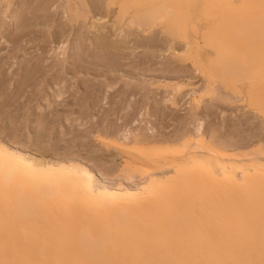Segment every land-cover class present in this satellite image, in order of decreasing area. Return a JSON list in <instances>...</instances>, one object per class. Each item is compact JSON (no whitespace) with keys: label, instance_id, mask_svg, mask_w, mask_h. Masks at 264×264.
<instances>
[{"label":"bare ground","instance_id":"bare-ground-1","mask_svg":"<svg viewBox=\"0 0 264 264\" xmlns=\"http://www.w3.org/2000/svg\"><path fill=\"white\" fill-rule=\"evenodd\" d=\"M164 1L169 15L176 17L183 11L182 23L169 24L163 31L164 38L148 36L144 40L142 37L144 41L136 39V32L122 29L116 42L111 38L116 32L105 27L106 18L113 14L105 0H9L6 3L12 7L6 9L8 25L4 31L9 23L22 30L31 29L20 35L26 37L24 44L42 36L36 29L39 26H51L48 38L43 41L54 46L64 30H72L79 43H72L74 47L67 61L85 63L88 58H83L90 55L87 51L107 52L106 56L113 55L114 59L110 56L112 60L107 61L112 63L108 68L114 72L120 68V73L129 80L141 76L144 81L153 77L165 83L155 87L149 109L145 108L144 114L151 119L145 132L137 129L142 123L140 118L132 117L134 120L130 122L129 117V124L125 120L120 126L121 118L126 117L122 115H131L134 110L130 106L134 97L127 102L130 105L119 108L122 113L121 117L116 116L118 125L96 131L90 141L78 147L73 144L71 148L65 142L68 149H64L62 142L50 139L51 151L57 155L55 159L11 148L0 141V264H264V153H259L261 157L243 153L239 144L218 138L221 123L216 125L213 119L206 123L203 118L209 113L204 108L209 99L207 93L190 94L196 119L184 123L182 131L176 127L168 134L160 133L165 126L157 122L166 119L172 110L180 109V100L191 85L188 82L170 86L178 79L190 81L191 74L183 68V63L189 61L196 70L218 63L223 42L219 40L220 34H228L229 38L221 39L231 41L237 57L247 56L248 65L243 63L244 59L236 62L238 75L243 74V68L255 69L260 64L257 55L261 53L259 50H264V0ZM123 11L119 8L117 14H124ZM155 12L154 6L139 15L147 20ZM74 15L82 20L75 24ZM84 39L88 41L86 47ZM130 49H142L152 56L165 53L167 58L156 60L155 64L148 62L150 67L139 58L142 53L135 55L133 62L128 55L129 61L125 51ZM220 63L225 76V63L221 60ZM109 71L105 73L112 72ZM204 77L208 82L211 80L209 72ZM63 84L64 80L62 87ZM169 87L171 94L165 96ZM253 89L251 84L247 87L246 110L264 116V96L259 97ZM56 91L51 93L55 99L63 93ZM208 93L214 95L212 90ZM240 95V91L236 93ZM128 98L129 95L125 99ZM213 101L219 104L221 98L215 96ZM98 106L92 112L91 107L90 112L97 115ZM40 114L37 120L40 125L33 132L46 121V113ZM67 120L70 130L81 121ZM255 138L251 133L244 143ZM184 139L186 142L177 146ZM168 152L171 157L157 164ZM104 153L122 158L123 167L142 166L143 173L142 167L138 169L144 174L145 184L135 188L125 186L121 180L108 184L102 174L112 167L113 161L103 159ZM83 159L108 163L90 166Z\"/></svg>","mask_w":264,"mask_h":264},{"label":"rangeland","instance_id":"rangeland-1","mask_svg":"<svg viewBox=\"0 0 264 264\" xmlns=\"http://www.w3.org/2000/svg\"><path fill=\"white\" fill-rule=\"evenodd\" d=\"M8 1L9 0H0V141L11 148L15 147L25 152L36 153L51 159H55L57 155L52 153V147L50 146L49 142L51 143L52 140L56 141L59 144H61L60 142H62L61 145L63 147L65 146V142H67L66 146L68 148H71L73 144L78 147L81 143L87 140L90 141V139H92V137L97 134L96 131H101L106 126H110V128H113L118 125L116 124L118 122L117 117H121V109H123L121 107H126L131 103L132 104L130 106L134 110H132L131 108V115H122L126 117L121 118L120 126L122 124V121L125 123V120H127L128 125L129 121L131 122V120H134L133 118H140L142 123L137 129H142L143 132H145L147 125L149 124L151 119H149L144 113L149 109V102L152 101L151 98H154L155 87L157 85H163V83H165L163 82V80H158L157 82L152 77L151 81H144L141 76H139L140 78L137 76L138 79L136 80H129L127 76L120 73L122 69L119 68V70L118 68H116L117 70L115 71V73L113 68V70L108 68L109 65L112 64L109 62L112 60H110V58L113 55H110V53H108V56H106L107 52H103L105 54L104 56L103 53L97 52L96 50L87 51V54H90L91 56L86 55L87 57L85 56L86 58H83H88L87 60H85V63L75 60L71 61V59H68L67 61V55H69L72 47H74V41L78 42L77 40H75L76 35L73 37L72 30H64L62 34L63 36L54 46L50 44L46 45L47 42H44L49 36L51 26H39L36 29L39 30L40 34L42 35L39 37L42 38L39 39L38 37L37 39H33L32 42L24 44V39H26V37L20 38V35L21 33L31 31V29L22 30L21 28H16L15 26H12L11 23H9V28L4 31L5 26L8 25V12H6V9L8 11L12 7L11 5V7L6 6V3H8ZM104 4H106L109 9L113 11V14L106 18L105 27H109L111 30H113V33L116 32L115 36L111 37L113 41L115 40V42L120 39L121 36L118 34V32L122 29H128L131 32H136L138 34L135 35L138 36L136 37V39H141L142 41H144L148 36H158V38H164L165 36L163 34V31L166 30V28H169V24L170 26H172L171 23H174V21L182 23L181 15L183 11L179 16L176 17L169 15L170 13L168 12H170V10L166 8L167 4L164 0H105ZM154 6L156 7L155 14L151 18L144 20L140 15H143L144 11H149L151 7ZM119 8L125 10L123 11L124 14H117ZM68 15L70 16V13ZM74 17H76L75 24L82 20L79 15H74ZM139 25L142 26H140L141 29ZM225 34H220L221 36L219 38V40L223 41L221 42L222 50L220 53V60L225 63V76H223L220 71V60H218V63L212 64L211 66L204 65V67L200 68V70H196V67L194 68L189 61L183 63V68L185 70H189L188 73L191 74L189 75L190 81H187L186 79H178L175 82H171L170 86L172 87L176 84L186 85L188 82H190L191 85L187 86V89L185 90L186 94H184L183 98L180 100V109L172 110V112L166 119L159 118L161 120L157 121L165 126V129L160 130L162 131L160 133L168 134V131L172 132L173 128L176 127L180 129L179 131H182L181 128L183 127L182 125L184 123L186 124L189 121H194V119H196V114L191 107V99L189 96L193 92H197V95L199 94L202 96L207 93V95L209 94V99L204 103V108H207L209 110V113L208 116H204L203 118L205 119V122L207 121L208 123L212 119L214 120L216 125L221 123L222 129H219L218 138H221L224 141L230 140L232 143L239 144V150L243 151V153L245 152L250 155L255 154L261 157L259 153H264V116H256L255 114L247 112L245 95L247 92V87L251 84L254 88V93L256 92L259 97L264 96V50H259L261 53H258L260 55H257V58L261 62L259 61L260 64L255 69L248 68L246 70L243 68V71L245 70L243 74L238 75L236 72V62L242 61L244 59L243 63L245 65H248V63L246 62L247 56H242L240 58L237 57L236 51L230 43L231 41L227 40L229 38L228 34ZM86 36L88 40L90 38L89 34H87ZM223 36H226L228 38L225 40L221 39ZM142 37L144 40L142 39ZM72 38L74 40H72ZM85 39L83 40V43L86 47L88 46V41L91 39H89L88 41ZM42 42H44L45 44ZM70 44L72 45L70 46ZM43 45L46 47L43 48ZM75 45L77 44L75 43ZM22 48L24 49L20 50ZM89 49L91 50V48ZM53 50H55L56 52H53ZM51 51L53 52V54ZM128 51H125V53L127 52V56L125 55V57L127 59H130L129 61H131L132 58L131 62H133V60L135 61L134 58L139 53H142L138 56H140V59L144 60L145 64H147L148 62L155 64L157 63L156 60L165 61V58H167V55H165V53H155L152 56L149 52H145L147 54V56H145L146 54L144 53V51H142V49L134 51L130 49ZM50 54L52 55V57ZM89 56L92 58V60ZM54 57H56L57 59H55ZM142 57H145L147 61ZM108 59L109 62L107 61ZM138 59L136 58V61ZM45 60L47 61L45 62ZM89 61L92 63H90ZM150 63H148L146 66L150 65L151 67ZM103 64L108 66L103 67ZM98 65L100 67L102 66L103 69L96 67ZM109 70H111L112 72ZM105 71L111 72L110 74H115L110 75L109 73H105ZM207 72L210 73L211 80L209 82L204 77L205 73ZM102 73L104 75H102ZM119 73L121 77L122 75H124L125 77L123 76L121 78ZM112 76L116 77L117 79L115 78V80ZM58 78L62 81L64 80L63 87L61 85L62 81L59 82ZM54 81L55 84L52 85ZM58 82L61 83L59 84L61 87H58ZM113 84L115 87H113ZM51 86H54V88L57 87V89L54 90V88L52 87V90V88H50ZM171 87L167 89L168 94H165V96H169L171 94ZM56 90H59V92H63L62 94L60 93L61 96L59 94V97L56 98L57 100L53 98V94L51 95V93H54ZM105 90L108 92H106ZM210 90L214 92L213 96L211 93H208V91ZM113 91L115 92L113 93ZM157 91L159 92V90ZM239 91L241 95L236 96V93ZM126 94L130 97L128 98V100L125 99L127 98ZM132 94H134L133 97L131 96ZM151 94L153 97L151 96ZM162 96L164 97V94ZM215 96L221 98V103L217 104L213 101L215 99ZM133 98L135 99V103L133 102V100H131ZM130 100L131 103H127L128 101L130 102ZM53 102L55 103L53 104ZM124 103L127 104L125 105ZM49 105L50 107H47ZM96 106H98L97 108L100 111L97 109L95 112L97 113L99 111L100 115L99 113L97 115L91 113L95 110L94 108H96ZM39 112L41 113V116L43 112L44 114L46 113V116H44L46 121L43 122L44 124L42 123V126L37 127L36 132L34 131V133V127L40 125L39 121H37L39 120ZM66 115L69 117H66ZM133 115H135L136 117ZM72 117L74 118L72 119ZM91 117L92 120H89V118ZM61 118L65 119L63 120ZM67 118H70L72 121L77 119V123H79L81 119V124L79 123L80 126L78 124L77 127L76 124L75 126H73L74 128L72 127L73 130L77 127L75 131H73L72 129L70 130V127H67ZM65 120L67 121V123ZM87 120L90 121L89 124L87 123ZM85 121L88 125L85 123ZM68 131L69 133L70 131L73 132L68 135ZM251 133L255 134L256 138L250 143L245 144L244 138H247ZM38 137L40 139L42 137V139H36ZM54 141L53 143L55 145H59ZM185 142L186 139L181 141V143L177 146H180ZM45 143H48L49 145H46ZM61 145L59 147L62 150ZM47 146H50L51 148ZM67 147H64V149H68ZM43 151L46 152L43 153ZM104 155L105 156L103 157V159L106 158L107 160L113 161H109L112 162V167H110L108 171H105L104 173L102 172V175L108 184H113L116 180H121L123 184L125 186H128L129 188H135L136 186L145 184L144 174H141L140 169H138L142 166L136 164L135 166H138V168L136 167L138 170L136 168H134V170L131 166V168L126 166L123 167V162L121 161L122 158H114L108 153H104ZM170 157L171 155L168 152L165 158H161L158 160L157 164H162V162L165 161L166 158L169 159ZM83 161L90 166H92L94 163L100 165L103 162V160H101L99 163H97L88 159H83ZM103 163L106 164L108 162L104 161ZM141 169L143 173L144 168L142 167ZM226 170L230 169L227 168ZM236 173H239V171H237ZM124 177H128V181L124 179Z\"/></svg>","mask_w":264,"mask_h":264}]
</instances>
